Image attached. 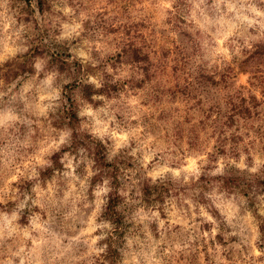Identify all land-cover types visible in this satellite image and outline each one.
Instances as JSON below:
<instances>
[{
    "label": "clouds",
    "instance_id": "clouds-1",
    "mask_svg": "<svg viewBox=\"0 0 264 264\" xmlns=\"http://www.w3.org/2000/svg\"><path fill=\"white\" fill-rule=\"evenodd\" d=\"M0 264H264V0H0Z\"/></svg>",
    "mask_w": 264,
    "mask_h": 264
},
{
    "label": "trees",
    "instance_id": "trees-1",
    "mask_svg": "<svg viewBox=\"0 0 264 264\" xmlns=\"http://www.w3.org/2000/svg\"><path fill=\"white\" fill-rule=\"evenodd\" d=\"M75 117L73 116V119H74Z\"/></svg>",
    "mask_w": 264,
    "mask_h": 264
}]
</instances>
